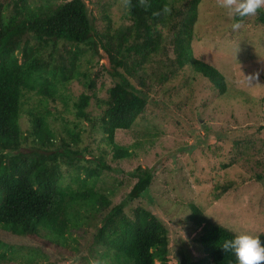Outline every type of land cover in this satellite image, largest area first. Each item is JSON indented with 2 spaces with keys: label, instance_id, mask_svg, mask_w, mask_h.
I'll return each mask as SVG.
<instances>
[{
  "label": "trees",
  "instance_id": "obj_1",
  "mask_svg": "<svg viewBox=\"0 0 264 264\" xmlns=\"http://www.w3.org/2000/svg\"><path fill=\"white\" fill-rule=\"evenodd\" d=\"M200 2L124 0L123 18L128 22L114 26L104 1L101 17L106 24L99 30L84 0H0V264L19 257L32 261L40 254L39 247L21 251L13 238L78 250L70 243L77 241L70 228L92 224L93 211L111 204L107 192L93 187L91 179L100 177L108 165L102 159L94 165L83 156L89 145L84 146L87 149L79 145L85 133L80 121L101 132L113 157L129 154L115 143V132L131 128L148 107L147 91L137 87L131 76L136 66L161 48L166 50L164 30L173 31L175 56L155 79L165 84L178 72L191 70L224 91L222 74L196 57L192 48ZM256 17L264 24V10ZM99 48L106 52L116 80L101 100L102 112L92 116L86 109L91 95L82 90L74 96L69 84L77 80L93 88L95 80L81 64L92 62L86 54ZM139 83L146 86L143 80ZM67 115L71 119L64 118ZM22 116L28 123L25 130ZM55 119L62 121L59 129L52 125ZM59 132L64 135L58 141ZM65 166L74 171L75 186L62 183ZM131 174L136 181L126 197L112 204L100 225L93 226L89 252L97 254L99 264H170L164 223L142 205L125 210L129 201L148 189L153 172L138 166ZM256 178H263L264 186V174ZM232 186L230 182L217 185L221 191ZM189 207L186 218L196 230L192 240L200 255L194 259L180 248L179 264H234V256L220 248L233 235L229 227L209 220L199 206ZM259 235L264 240V233Z\"/></svg>",
  "mask_w": 264,
  "mask_h": 264
},
{
  "label": "rangeland",
  "instance_id": "obj_2",
  "mask_svg": "<svg viewBox=\"0 0 264 264\" xmlns=\"http://www.w3.org/2000/svg\"><path fill=\"white\" fill-rule=\"evenodd\" d=\"M84 1L99 30L106 24L101 17L104 1L114 26L128 22L123 18L124 0ZM231 24L232 19L219 0H201L193 26L192 48L196 57L222 74L223 92L209 79L191 70L178 72L165 84L155 79L175 56L173 31H163L162 45L166 50L161 48L148 62L136 66L131 76L137 87L147 91L148 107L131 128L115 132V143L129 154L113 157L112 148L101 140V132L93 131L86 121H80L85 133L79 145L88 148L83 156L94 165L101 159L108 165L100 177L91 179L93 187L107 192L111 204L93 211L92 224L70 228L77 239L70 243L78 250L38 245L29 238H13L22 246L21 251L39 247L40 254L32 261L19 257L5 264H99L97 254L93 250L89 252L88 247L95 232L93 226L100 225L112 204L126 197L136 181L131 173L138 166L151 169L153 178L148 189L129 201L125 210L138 204L159 217L168 230L170 264H179L180 248L194 259L200 255L192 240L196 230L186 218L191 211L190 204L199 206L212 222L254 235L264 233L263 178H256L264 174V24L256 15L240 19L237 30H233ZM86 57H92L93 61H83L81 69L89 71L95 85L89 90L74 80L69 84V92L74 96L82 90L90 94L86 109L95 116L102 112L101 100L108 97L107 90L116 76L111 73L109 58L102 48L97 53L89 51ZM141 77L145 87L139 83ZM69 105L71 107V99ZM64 118L71 119V115ZM20 122L22 129H27L26 117L22 116ZM61 124V119L52 121L57 129ZM63 135L59 132L58 141ZM87 143L89 147L85 148ZM100 153H103L102 158H99ZM70 167L63 168V184L71 183L74 171ZM228 182L233 186L226 191L217 187ZM71 184L75 186V182Z\"/></svg>",
  "mask_w": 264,
  "mask_h": 264
},
{
  "label": "clouds",
  "instance_id": "obj_3",
  "mask_svg": "<svg viewBox=\"0 0 264 264\" xmlns=\"http://www.w3.org/2000/svg\"><path fill=\"white\" fill-rule=\"evenodd\" d=\"M232 19L231 28H240V19L253 16L264 10V0H219ZM231 238L224 239L220 246L224 252L234 256V264H262L264 262V240L260 235L229 227Z\"/></svg>",
  "mask_w": 264,
  "mask_h": 264
},
{
  "label": "bare ground",
  "instance_id": "obj_4",
  "mask_svg": "<svg viewBox=\"0 0 264 264\" xmlns=\"http://www.w3.org/2000/svg\"><path fill=\"white\" fill-rule=\"evenodd\" d=\"M11 6V5H10ZM258 16V15H257ZM189 33V32H188ZM50 42V41H49ZM249 80V79H248Z\"/></svg>",
  "mask_w": 264,
  "mask_h": 264
}]
</instances>
